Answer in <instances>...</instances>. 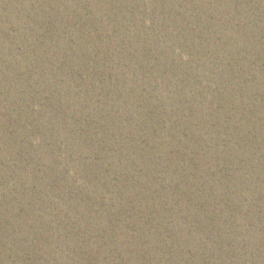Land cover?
Returning a JSON list of instances; mask_svg holds the SVG:
<instances>
[{"label":"water","instance_id":"1","mask_svg":"<svg viewBox=\"0 0 264 264\" xmlns=\"http://www.w3.org/2000/svg\"><path fill=\"white\" fill-rule=\"evenodd\" d=\"M0 264H264V0H0Z\"/></svg>","mask_w":264,"mask_h":264}]
</instances>
